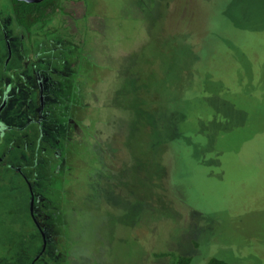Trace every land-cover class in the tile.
<instances>
[{"label":"rangeland","instance_id":"374dc122","mask_svg":"<svg viewBox=\"0 0 264 264\" xmlns=\"http://www.w3.org/2000/svg\"><path fill=\"white\" fill-rule=\"evenodd\" d=\"M94 4L70 2V24L85 21L114 80L91 94L109 101L95 117L118 124L76 159L80 192L111 213L84 212L81 264H169L166 250L264 264V0ZM19 243L0 236V264Z\"/></svg>","mask_w":264,"mask_h":264},{"label":"flooded vegetation","instance_id":"af4514ba","mask_svg":"<svg viewBox=\"0 0 264 264\" xmlns=\"http://www.w3.org/2000/svg\"><path fill=\"white\" fill-rule=\"evenodd\" d=\"M75 1L87 15L98 7L95 0H0V236L20 238V255L7 264H81L84 212L90 224L91 213L111 214L80 192L76 159L96 158L97 136L118 123L95 117L94 105L108 99L91 94L113 78L101 74L108 63L84 37L92 33L85 21L70 24ZM79 108L78 121L71 111Z\"/></svg>","mask_w":264,"mask_h":264},{"label":"trees","instance_id":"16d2710c","mask_svg":"<svg viewBox=\"0 0 264 264\" xmlns=\"http://www.w3.org/2000/svg\"><path fill=\"white\" fill-rule=\"evenodd\" d=\"M195 244L199 245V243H195ZM160 256L167 257L169 264H191L194 258L193 256L195 255L181 253L178 251L166 250L160 252ZM204 259H205L204 263L206 264H231L227 260L217 257L216 254L213 252H209L208 254H206V256H204Z\"/></svg>","mask_w":264,"mask_h":264},{"label":"water","instance_id":"95a60500","mask_svg":"<svg viewBox=\"0 0 264 264\" xmlns=\"http://www.w3.org/2000/svg\"><path fill=\"white\" fill-rule=\"evenodd\" d=\"M28 1H34V0H28Z\"/></svg>","mask_w":264,"mask_h":264}]
</instances>
